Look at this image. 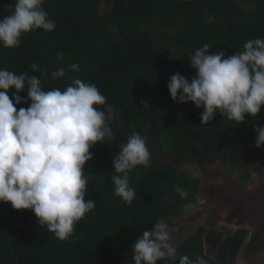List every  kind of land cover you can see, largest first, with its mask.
Instances as JSON below:
<instances>
[{
    "label": "trees",
    "instance_id": "obj_1",
    "mask_svg": "<svg viewBox=\"0 0 264 264\" xmlns=\"http://www.w3.org/2000/svg\"><path fill=\"white\" fill-rule=\"evenodd\" d=\"M243 1H253L255 6L250 10L240 9L236 6L238 0H44L42 7L49 19L56 22L55 29L24 33L15 48L0 44V69L40 76L45 88L42 90L51 87L63 90L76 78L95 85L105 82L107 92L98 89L107 102L99 107L105 110L115 134V139L109 143L97 142L90 149L93 158L86 162L84 174L85 171L92 174V179L87 185L85 199L95 201L96 207L75 226L76 235L82 238L60 240L46 225H39L32 210H17L11 202H0V264H133L132 245L143 231L151 230L157 220L177 229L172 234L178 252L176 264L181 254L193 260L204 256L208 261L207 246L216 248L217 264L237 257L245 240L242 229L227 236L215 224L205 227L212 219L210 214L203 224L196 223L197 226L177 225V218L172 217L197 204L193 194L195 183L186 188L180 183L185 177L183 164L198 163L208 171V164H213L218 157L226 161L225 166L230 165L234 172L243 175L244 181L252 179L254 162L264 158V146H255L254 128L255 124L264 126V108L254 117L248 115L240 124L224 118L219 111L213 121L203 124V108H197L193 102H175L174 108L161 95L162 92L170 95L167 85L176 72L189 81L195 76L189 56L196 48L209 44L210 53L223 50L230 56L249 39L264 38V0ZM13 3L14 0H0V20L12 11L11 7H6ZM189 3L200 7L188 17L191 30L168 36L173 40L171 43L180 41L184 47L183 62L171 64L168 76L158 78L148 69L139 68L136 78L130 79L132 67L138 64L131 50L141 49L144 41H158L153 27H144L146 23L158 17L169 24L172 8ZM122 4H127L128 9ZM209 16L214 17L210 23L214 33L201 34L202 24H208L206 17ZM225 21L230 32H216L215 28ZM123 27L129 28L128 32L123 31ZM133 36L141 40L137 47L130 48ZM58 53H64L62 60L57 59ZM32 63L41 69L32 71ZM73 63L79 64V71L68 68ZM61 67L66 69V75L53 78L51 73ZM42 69L47 72L46 76ZM26 90L27 86L25 92L20 93L22 97H27ZM133 97L137 98L135 103ZM10 98L14 101L13 96ZM143 98H147L148 106H135ZM15 106L18 110L27 108L30 101ZM108 106L113 107L112 118ZM137 112H141L139 116L148 114L144 123L137 120ZM171 118L176 123L163 139L158 137L159 126ZM135 132L144 136L148 149L154 144L161 152L150 153L148 167L138 165L129 173L130 185L136 192L129 205L114 195L113 160L119 145ZM176 186L189 192L187 199L174 191ZM245 208L240 206L234 210L233 216L226 217L227 221L231 223L236 220L234 216L243 215ZM252 251L248 247V252Z\"/></svg>",
    "mask_w": 264,
    "mask_h": 264
},
{
    "label": "clouds",
    "instance_id": "obj_2",
    "mask_svg": "<svg viewBox=\"0 0 264 264\" xmlns=\"http://www.w3.org/2000/svg\"><path fill=\"white\" fill-rule=\"evenodd\" d=\"M44 0H14L6 8L12 11L0 20V44L15 48L22 34L35 29L53 31L56 22L42 7ZM209 44L196 48L189 56L196 70L191 81L180 72L173 74L168 89L173 101L193 102L203 108L201 122L208 124L217 111L237 124L248 115L256 116L264 108V38L249 39L233 55L223 50L210 53ZM64 53H58L62 60ZM31 70L41 69L36 63ZM79 71L78 63L68 65ZM43 70V75L47 72ZM66 75L64 67L51 73L53 78ZM27 97L20 93L25 92ZM45 89L40 76L28 72L16 74L0 69V202H11L14 209H30L41 226H47L60 240L76 235L75 226L96 207L86 200L92 174L85 175L86 162L93 158L90 149L97 143H109L115 134L102 105L107 98L95 84L76 78L66 88ZM14 90V91H12ZM11 92V94H10ZM10 96L14 97L13 99ZM30 101L27 108H19ZM255 146H264V126L255 124ZM138 165H150V151L143 135L128 136L114 156V195L131 205L136 192L129 173ZM174 191L182 199L189 192L180 186ZM201 204L204 201H200ZM174 227L157 220L151 230L143 231L132 245L133 264H176L177 247ZM179 264H208L204 256L194 260L179 256Z\"/></svg>",
    "mask_w": 264,
    "mask_h": 264
},
{
    "label": "rangeland",
    "instance_id": "obj_3",
    "mask_svg": "<svg viewBox=\"0 0 264 264\" xmlns=\"http://www.w3.org/2000/svg\"><path fill=\"white\" fill-rule=\"evenodd\" d=\"M122 6L125 10L128 9L127 4H122ZM236 6L243 10H250L255 6V3L253 1L238 0ZM172 9L168 16L169 24L161 21L157 17L148 21L144 26L153 27L158 41H155V39H152V41L147 40L144 41L145 44L142 45L143 47L141 49L131 50L133 59L138 64L132 67V72L129 74L130 79L133 80L136 78L138 72H140L139 68L141 70L148 69L150 73L157 75L158 78L159 76H168L171 64H181L183 62L184 47L179 44L180 41L171 43L173 40L168 38V36L177 33L181 34L184 30H191L192 25L189 24L190 19L188 17L192 11L196 9L200 10V7L189 3L182 4L180 7H173ZM213 20V16L206 17L208 24H202L201 34L208 35L214 33L213 27L210 25ZM122 29L128 32L129 28L123 27ZM215 29L219 33L230 32V27L226 24V21ZM117 34L118 36L120 35L119 32ZM139 39L133 36L130 39V48L137 47ZM237 52H232L231 55ZM88 70L90 71L89 66ZM92 78L93 82H95L94 76ZM96 86L102 93L107 92L105 82L103 84H96ZM161 96V98L167 100V103H170L169 105H174L173 107L175 108V101H173L171 95L162 92ZM134 99L133 97L132 100ZM136 100L137 98L134 100V103ZM135 106L147 107V98L140 99ZM107 110L112 118L113 107L108 106ZM140 113L137 112V116ZM147 116L148 114L145 113L143 116L137 117V120L139 122L143 120L141 123H144V119ZM175 123L176 120L173 118L162 122L159 129H157L158 137L162 136L163 139V136L168 134V130ZM149 151L153 154L161 152L154 144L149 145ZM214 160L216 161L213 164H208V171H205L198 163H186L182 165V171L185 177L180 183H183L185 188L195 183L193 186V194L197 199V204L187 207L186 210L180 211L179 216L172 218H177V225L185 226L191 223L192 226H197L195 225L196 223L203 224L205 217L210 214L212 219H210V224L208 223L209 220L206 222L205 227L207 228L215 224L227 236H231L238 229H242L245 231V234L243 233L245 240H243L237 257L234 260L228 258L225 264H264V158L254 162V166L251 168L252 179H248L247 181H244L243 175L234 172L230 165L225 166L226 161L224 159L215 157ZM85 175L89 174L85 171ZM200 201H204V203L201 204ZM238 206L246 207L244 214L236 215L234 216L236 220H231V223L228 222L226 217L230 214L233 216L232 212L238 209ZM236 240H239V237ZM248 247H251L253 251L248 252ZM206 250L209 254L208 264H217L215 261L216 248L207 246Z\"/></svg>",
    "mask_w": 264,
    "mask_h": 264
}]
</instances>
